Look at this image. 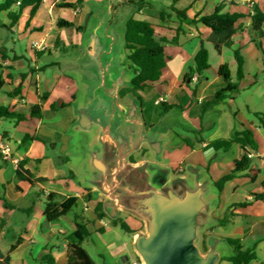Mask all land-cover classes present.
<instances>
[{"label":"crops","instance_id":"crops-1","mask_svg":"<svg viewBox=\"0 0 264 264\" xmlns=\"http://www.w3.org/2000/svg\"><path fill=\"white\" fill-rule=\"evenodd\" d=\"M62 1L43 0L33 18L29 7L11 31L0 28V77L6 81L0 91V107H9L26 115L25 120L18 124L0 119V146L7 144L11 148L10 160L0 155V197L3 198L0 200V260L10 255L11 264H67V237L76 230L74 218L77 215L93 222L92 237L99 234L101 229L105 230L103 234L109 231L107 219H98L95 212L97 204L105 199L101 195L94 196L92 187H82L77 174L66 167L70 161L68 152L72 147L70 132L77 126L78 120L75 104L83 83L77 77L61 73V63L56 61L52 50L56 48L58 40L59 48H79L83 31L79 27L83 28L85 16L90 9L85 8L88 0H84L82 7L77 9L59 7ZM148 1L151 6L143 7L135 16L152 23L156 38H164L168 43L165 44L166 67L160 80L144 89H128L131 93L135 91L132 94L136 99L142 100L144 131L147 133L162 118H167L169 131L166 142H161V151L165 149L173 174L187 177L188 167L193 173L197 171L203 174L204 179L215 187L209 194V199L215 202L209 213L214 223L204 230L203 253L208 250L206 239L209 236L219 240H240L245 248L256 247L258 259L251 264H264V197L255 199L257 195L264 196V109H253L247 103L249 115H246L237 100L239 92L255 85L259 75L264 72V37L261 50L253 42L250 32L253 8L257 6L264 12V0ZM3 2L0 0V4ZM127 2L123 0V6L131 9V16L133 8L127 6ZM115 6L111 9H116ZM218 6H222L224 13H240L244 16L236 24L239 31L232 37V47L220 44L219 35L202 23L181 24L170 10L174 7L184 12L186 18L194 19L213 14ZM163 10L169 17L166 21L160 17ZM60 19L74 23L75 27L59 28ZM0 24H10L6 11L0 12ZM174 39L177 42L172 43ZM33 41L47 45L48 51L44 56L53 55V60L44 62V56L37 59L38 51L31 46ZM202 45L208 50L210 68L203 75L195 74L198 75L197 80L193 78L195 75L188 78ZM96 49L97 46L95 53ZM100 50L99 55L107 54L103 47ZM236 50L243 58L242 80L238 78ZM15 56L22 59L14 60ZM25 59H30V62L27 63ZM223 65H227L230 82L238 86V91L229 92L224 101L210 106L216 94L228 85L220 75ZM31 67L35 68V73L24 80L21 93L11 97L9 93L20 86L22 74L27 75ZM41 96H47V99L41 101ZM161 98L163 102H159ZM37 104L43 106L41 119L30 117L31 106ZM252 114L261 115L260 123L253 120ZM243 130L253 133L257 149L243 148L238 144L229 150H216L209 146L213 141L229 139L235 132ZM4 133L6 138L3 137ZM26 135L41 140L35 139L23 144L21 141ZM12 143L16 146L13 147ZM144 145L143 142L135 151L142 157L135 161L137 163L144 161L143 156L147 153ZM244 156L251 160L250 168L226 183L221 191H217L215 183L230 174ZM26 158L30 160L27 168L36 177L47 179V182L32 185L18 179V164ZM89 191L93 195L90 201L86 199ZM50 192L78 197L80 211L74 210L58 222L47 221L44 210ZM126 223L133 233L144 228V222L132 215ZM19 238L22 243L11 252ZM132 239L134 247L133 236ZM107 246L106 255L111 264H119L116 263L118 259L120 264L133 263L127 255V245L115 249H111L114 243ZM230 250L232 253V248ZM46 259L55 261L49 263Z\"/></svg>","mask_w":264,"mask_h":264},{"label":"rangeland","instance_id":"rangeland-1","mask_svg":"<svg viewBox=\"0 0 264 264\" xmlns=\"http://www.w3.org/2000/svg\"><path fill=\"white\" fill-rule=\"evenodd\" d=\"M113 5H117L114 10L111 9ZM85 8L90 9V12L85 16L79 48L56 47L52 52L56 56V61L61 63V69H59L61 73L77 77L83 83L77 95L76 112L78 115L85 113L95 121V124L89 129H83L78 125L71 129L72 147L68 152L70 161L66 164L67 168L77 174V180L82 187H93L94 183L101 180V177L97 175H102L101 171L96 169V161H104L108 172L112 171L117 166L120 156L118 147H123L122 149L127 151L137 140L136 135L124 131L131 128L132 125L124 122L125 117L119 113L114 96L118 94L119 103L127 108L136 103V96L132 94L135 91L128 92V89L132 88L130 82L134 74L125 48L126 21L130 17L131 9L123 6V0H88L85 3ZM95 46H97L96 53ZM101 47L106 49L107 54L99 55ZM237 100L241 111L246 115H249L246 108L247 103L252 105L253 109H264V72L259 75L255 85L239 92ZM108 111H117L121 116V119H116L111 125L114 137L118 130L117 127L123 128L122 135L116 136L115 140L113 136L109 137L108 135L102 140L103 132L96 118L98 113L106 118ZM126 116L129 119L133 118L130 114H126ZM252 118L255 122L260 123L259 118L255 115L252 114ZM168 125V119L162 118L155 127L150 128L144 134V147H146L144 149H147V153L143 156L145 165L136 170L132 169V172H128L129 174L124 171L119 175V179L122 180V175H125L123 186L130 185L131 189L135 191L133 197L135 201L143 198L140 191L142 188H147V181L151 182L155 188H170L178 185L175 178L182 176L173 174L165 149L159 152L154 146L155 142H166ZM116 141H119L120 145L115 144ZM12 146L15 147V143H12ZM132 156L135 161L142 158L139 156V152H135ZM121 167L123 164L120 165ZM160 171L161 174H159ZM166 173L169 174L168 179L173 178V183L169 182L163 186L160 182L165 179ZM186 174L189 175L187 176L188 181L192 182L193 175L188 167H186ZM156 176L157 178H155ZM176 187L181 188L179 185ZM121 189L118 193L124 196V191ZM80 209L81 204L75 208V211H80ZM132 214L122 212L119 217L127 222ZM106 219L108 233L91 236V239L84 243V247L89 251L96 264H111L105 249L111 243H114L111 249L127 245V255L131 258V262L136 261L141 264L134 251L133 235L123 230L120 224L113 225L110 218ZM230 249L227 243L222 242L219 245L222 255L230 254ZM259 255L262 257V254ZM116 263H119V259ZM222 264L230 263L223 261Z\"/></svg>","mask_w":264,"mask_h":264},{"label":"trees","instance_id":"trees-1","mask_svg":"<svg viewBox=\"0 0 264 264\" xmlns=\"http://www.w3.org/2000/svg\"><path fill=\"white\" fill-rule=\"evenodd\" d=\"M42 2L43 0H4V2L0 4V12L6 11L8 13L10 24H0V28H5L11 31L12 28L18 24L24 10L29 7H31L30 16L33 18ZM83 4L84 0H63L59 4V7L77 9L82 7ZM127 6H131L133 8L132 15L126 21L125 31V48L127 51V57L131 61V68L134 74L130 85L135 90L144 89L156 81H159L162 76V71L166 67L165 44L168 43V40L164 38L158 40L156 38L154 25L147 20L138 19L135 16V14H138L143 7L151 6L150 1L128 0ZM170 10L175 13L181 24L186 23L188 25H192L202 23L209 27L214 33L219 35V43L226 47L233 46L232 37L239 31L236 24L242 17H244L243 14L240 13H224L222 12V6H218L215 12L211 15L197 16L194 19L186 18L184 12L179 11L174 7H171ZM160 17L163 21L169 19L164 10L161 12ZM58 26L59 28H72L75 27V24L60 19L58 21ZM79 29L83 30L81 27H79ZM178 32H180V30H178ZM250 32L253 42L259 49L262 50V38L264 37V12H262L257 6L253 8V13L251 14ZM174 42H177V40H172V43ZM56 44V47H59L60 40H58ZM44 54L45 52H37V59H41ZM235 57L238 63V78L239 80H242L244 78L243 58L240 56V52L238 50L235 51ZM13 59L16 60L22 58L15 56ZM25 61L29 63L30 59H25ZM51 63L55 64V62ZM209 68V53L205 46L202 45L195 56V66L189 71L187 76L188 78H192L195 74H198L199 76L203 75ZM33 73H35V68L31 67L27 75L22 74V83L20 86L15 88L14 92L9 93V95L11 97L18 96L24 87V80H26L27 76L31 74L33 75ZM220 75L227 81L228 85L216 94L214 100L209 103L210 106H214L217 103L224 101L229 92L238 91V86H234L230 82V71L227 65L221 66ZM5 84L6 81L0 77V91ZM46 99L47 96H41V101H45ZM137 102L139 106L142 107V100L140 98L137 99ZM255 115L258 118L261 117L260 114ZM30 117L33 119H41L43 117L42 104L31 106ZM25 118L26 115L23 113L13 111L9 107H0V119L12 120L18 124L19 122L25 120ZM3 137H7L6 133L3 134ZM35 139L41 140L40 138L26 135L22 139L21 143L25 144L28 141ZM234 144H238L243 148L250 147L252 149H257L256 141L254 140L253 133L250 130L237 131L231 138L213 141L209 144V146L215 148L216 150H229ZM131 160L135 162L133 157ZM29 162L30 160L26 158L18 164V179L32 185L47 182V179L36 177L34 173L27 168ZM250 166L251 160L247 156H244L236 163L234 170L230 174L225 175L215 183L216 188L221 191L226 183L232 181L238 174L248 170ZM263 197V195H257L255 199H261ZM86 199L89 201L93 199V195L90 191L86 196ZM0 200H3V198L0 197ZM78 202L79 198L76 196H67L57 192H50L48 194L44 210L47 221L51 223L60 221L63 217L73 213L75 208L78 207ZM95 212L98 219L109 218L104 211L103 202H99L97 204ZM229 213H231L230 208ZM74 222L76 230L67 237V240L69 241L67 264H96L87 249L84 247V243L91 239V225L93 222L82 215L75 216ZM111 222L115 226L120 224L123 230L128 233H133L129 225L121 218L115 220L111 219ZM99 232L103 234L105 233V230L101 229ZM227 241L232 248V253L229 256L222 257V261H228L232 264H251L252 262L257 261L258 253L256 247L245 248L240 240L227 239ZM21 243L22 239L19 238L17 243L12 246L11 252L15 251ZM0 258H2L1 253ZM45 261L53 263L55 260L46 259ZM0 264H11L10 255L5 256L3 260H0Z\"/></svg>","mask_w":264,"mask_h":264},{"label":"water","instance_id":"water-1","mask_svg":"<svg viewBox=\"0 0 264 264\" xmlns=\"http://www.w3.org/2000/svg\"><path fill=\"white\" fill-rule=\"evenodd\" d=\"M53 57V55L44 56L42 61L49 62ZM114 98L119 113L125 117L124 122L132 125L124 131L136 135L137 140L127 151L122 149L123 147H118L120 156L117 166L112 171L108 172L104 161H96V169L101 171L102 175L98 174L101 180L93 184L94 196L101 195L105 199L103 208L110 219H118L121 212H130L144 222L143 230L132 233L134 250L141 264H218L222 259L219 245L222 242L228 245L229 243L227 240L209 236L206 239L208 250L203 253V233L214 223L209 213L215 205V202L209 199L213 188L209 180L204 179L203 174L197 171L193 173L190 170L194 176L192 182H189L187 177L177 176L175 182L181 188L176 187L178 185L170 188H155L147 181V188H142L140 191L143 198L138 201L133 199L135 191L131 189L132 187L123 186L125 175H122L123 180L119 179L121 173L132 172V169L136 170L145 165V160L137 163L130 159L131 154L138 150L145 140V122L143 109L137 99L133 106L127 108L119 103L118 94ZM119 113L108 111L106 118L98 113L96 118L103 132L102 140L107 135L113 136L114 140L116 136L122 135L123 128L120 126L117 127L115 137L111 131L113 122L121 119ZM126 114H130L133 118L129 119ZM94 124V119L87 114L78 115L76 125L83 129H89ZM115 144L120 145V142L116 141ZM154 146L159 152L162 150L161 142H155ZM121 164L123 167L120 168ZM144 170L146 171V167ZM164 176L165 179L160 182L163 186L169 182L173 183V178L168 179L169 174L166 173ZM123 187L124 189H121ZM120 189L124 191V196L118 193ZM126 259L129 261V257Z\"/></svg>","mask_w":264,"mask_h":264},{"label":"built area","instance_id":"built-area-1","mask_svg":"<svg viewBox=\"0 0 264 264\" xmlns=\"http://www.w3.org/2000/svg\"><path fill=\"white\" fill-rule=\"evenodd\" d=\"M32 48L37 50L38 52H46L48 51V46L45 45V44H42V43H39L37 41H33L32 44H31ZM195 80L198 79V75H195L193 77ZM164 99L161 98L159 100V102H163ZM0 153L2 155V157L5 159V160H10L11 159V148L9 145L7 144H3L0 146ZM132 264H138V262H133Z\"/></svg>","mask_w":264,"mask_h":264}]
</instances>
